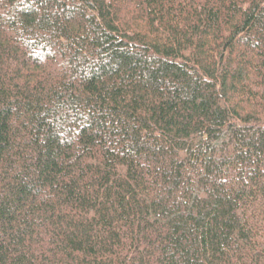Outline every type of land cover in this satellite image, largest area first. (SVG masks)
Masks as SVG:
<instances>
[{
	"label": "trees",
	"instance_id": "obj_1",
	"mask_svg": "<svg viewBox=\"0 0 264 264\" xmlns=\"http://www.w3.org/2000/svg\"><path fill=\"white\" fill-rule=\"evenodd\" d=\"M0 264H264V0H0Z\"/></svg>",
	"mask_w": 264,
	"mask_h": 264
}]
</instances>
